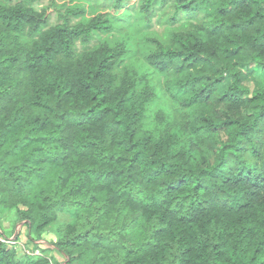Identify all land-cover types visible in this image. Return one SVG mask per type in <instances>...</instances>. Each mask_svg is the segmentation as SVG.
<instances>
[{
    "label": "clouds",
    "instance_id": "1",
    "mask_svg": "<svg viewBox=\"0 0 264 264\" xmlns=\"http://www.w3.org/2000/svg\"><path fill=\"white\" fill-rule=\"evenodd\" d=\"M0 264H264V0H0Z\"/></svg>",
    "mask_w": 264,
    "mask_h": 264
}]
</instances>
